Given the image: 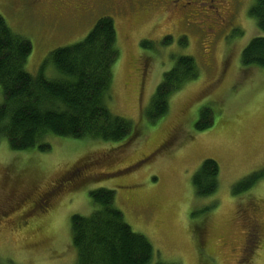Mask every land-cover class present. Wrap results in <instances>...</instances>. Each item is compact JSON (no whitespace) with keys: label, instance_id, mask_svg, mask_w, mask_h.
<instances>
[{"label":"rangeland","instance_id":"rangeland-1","mask_svg":"<svg viewBox=\"0 0 264 264\" xmlns=\"http://www.w3.org/2000/svg\"><path fill=\"white\" fill-rule=\"evenodd\" d=\"M30 1L0 0V15L30 40L24 67L32 75L51 50L82 40L98 18L113 19L119 56L109 108L140 134L128 141L50 135L47 151L12 150L1 138L0 264H74L70 217L94 210L89 192L99 187L114 191L124 220L152 244L149 264H264V178L233 191L264 168V67L240 61L246 44L262 35L248 14L253 0L218 2L221 18L208 12L186 20L163 4L139 14L97 10L57 20L49 6L27 7ZM142 40L151 43L143 48ZM183 55L194 59L198 75L150 124L144 111L163 73ZM43 74L59 76L50 64ZM203 107L212 122L196 131ZM206 158L218 163V187L199 197L191 177Z\"/></svg>","mask_w":264,"mask_h":264},{"label":"trees","instance_id":"trees-1","mask_svg":"<svg viewBox=\"0 0 264 264\" xmlns=\"http://www.w3.org/2000/svg\"><path fill=\"white\" fill-rule=\"evenodd\" d=\"M248 14L255 19L262 35L253 37L242 49L243 66L264 67V0H253ZM168 37L162 43H167ZM151 41L142 40L145 48ZM32 50L28 38L14 32L0 15V139L12 150L37 148L47 151L50 135L61 138L105 141L135 140L140 134L132 121L111 112L113 65L119 51L113 19L96 20L85 37L73 44L51 50L38 73L32 75L25 62ZM45 64L59 73L46 78ZM198 68L191 56H178L170 70L162 75L148 107L144 111L150 124L168 112L169 98L187 81L195 79ZM212 122L211 110L203 107L195 130ZM218 163L211 158L202 161L191 177L194 193L207 196L218 187ZM264 178V168L254 171L233 185L242 192ZM94 210L87 216L70 217L71 241L76 251L74 264H149L153 256L150 241L132 230L123 213L114 204V191L104 187L89 192ZM249 241V240H248ZM244 259L249 258V247ZM247 248V249H246ZM154 264H178L156 261ZM241 264V263H240Z\"/></svg>","mask_w":264,"mask_h":264},{"label":"flooded vegetation","instance_id":"flooded-vegetation-1","mask_svg":"<svg viewBox=\"0 0 264 264\" xmlns=\"http://www.w3.org/2000/svg\"><path fill=\"white\" fill-rule=\"evenodd\" d=\"M224 1L226 2V0H31L26 5L27 7L47 5L52 9L53 14L56 12L57 20H63L62 16H66L68 20L81 15V17L92 16L97 10H105L112 14H139L163 4L166 6L165 10L170 8L182 10L186 20L188 15H202L208 12L221 18L218 2L223 4ZM232 1L238 2V0ZM252 212L253 214L256 212V207H253ZM253 226L256 228V225Z\"/></svg>","mask_w":264,"mask_h":264}]
</instances>
